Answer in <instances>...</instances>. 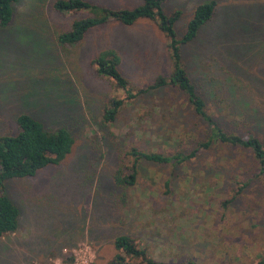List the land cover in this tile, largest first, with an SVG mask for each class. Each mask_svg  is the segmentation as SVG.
Masks as SVG:
<instances>
[{"label": "rangeland", "instance_id": "374dc122", "mask_svg": "<svg viewBox=\"0 0 264 264\" xmlns=\"http://www.w3.org/2000/svg\"><path fill=\"white\" fill-rule=\"evenodd\" d=\"M52 1L18 0L16 21L0 29V135L14 134L13 117L23 113L47 130L65 126L73 145L57 165L4 181L18 217L16 230L0 237V264H51L83 247L90 264H106L118 235L165 264H256L264 255V174L249 152L214 144L176 165L140 162L131 187L113 182L118 167L129 174L131 147L176 152L205 138L203 122L172 86L125 101L112 124L100 123L101 106L124 94L90 61L114 50L135 93L168 77L163 35L148 21L111 22L61 48L55 34L86 14L57 15ZM85 1L98 10L141 4ZM209 1L211 19L179 46L181 67L222 131L264 141V0H165L162 13H177L178 40L195 7Z\"/></svg>", "mask_w": 264, "mask_h": 264}, {"label": "trees", "instance_id": "16d2710c", "mask_svg": "<svg viewBox=\"0 0 264 264\" xmlns=\"http://www.w3.org/2000/svg\"><path fill=\"white\" fill-rule=\"evenodd\" d=\"M163 1L165 0H140L141 4L133 9L100 8L99 10L95 5H91L85 0H53L49 3V9L57 15L79 12L86 14L85 17L72 20L65 31L55 34L54 42L61 48L75 46L84 39L88 31L111 22L130 26L139 20L148 21L165 38L169 62L168 77H156L151 85L143 90L139 89L135 93L131 92L128 81L118 69L119 57L114 50L108 49L99 52L90 61L97 76L109 80L124 94V99L111 98L101 106L100 123L102 126L113 123L125 101H131L147 90L172 86L182 93L187 104L190 105L192 114L201 119L206 127L204 140L196 142L190 150L151 152L135 147L129 148L125 153L130 160L129 174L124 175L122 167H118L112 177L114 184L122 188L133 186L140 162L155 165H176L194 159L199 152L208 150L214 144L249 152L257 166H261V169L258 168L259 173L264 174V141L222 131L213 122L203 101L196 94L194 86L181 67L179 46L191 42L196 37L198 30L211 19L215 7L214 1L205 2L195 7L180 40L176 38L173 29L177 13L165 16L161 10ZM17 2L18 0H0L1 30L9 28L16 21L15 5ZM43 23L45 24L46 21ZM70 92L75 94L73 89ZM13 123L15 125L14 134L0 135V237L16 230L18 217L16 208L3 193L4 181L29 178L48 165H57L70 153L73 145V138L65 126L60 125L54 130H47L39 119L23 113L16 114L13 117ZM164 184L167 185V183ZM112 246L115 255L106 264H165L152 260L147 251L136 245L127 235L116 236ZM182 264L196 263L186 260ZM256 264H264V255Z\"/></svg>", "mask_w": 264, "mask_h": 264}, {"label": "built area", "instance_id": "2783aa9c", "mask_svg": "<svg viewBox=\"0 0 264 264\" xmlns=\"http://www.w3.org/2000/svg\"><path fill=\"white\" fill-rule=\"evenodd\" d=\"M67 260H60L51 264H90V256L88 248H80L78 253H72Z\"/></svg>", "mask_w": 264, "mask_h": 264}]
</instances>
